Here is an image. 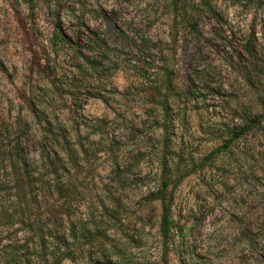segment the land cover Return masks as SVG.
I'll return each mask as SVG.
<instances>
[{
	"label": "rangeland",
	"instance_id": "374dc122",
	"mask_svg": "<svg viewBox=\"0 0 264 264\" xmlns=\"http://www.w3.org/2000/svg\"><path fill=\"white\" fill-rule=\"evenodd\" d=\"M177 1L0 0V264L30 237L7 219L18 145L66 186L61 264H163L165 182L168 264H264V142L213 155L261 109L238 53L264 0Z\"/></svg>",
	"mask_w": 264,
	"mask_h": 264
},
{
	"label": "trees",
	"instance_id": "16d2710c",
	"mask_svg": "<svg viewBox=\"0 0 264 264\" xmlns=\"http://www.w3.org/2000/svg\"><path fill=\"white\" fill-rule=\"evenodd\" d=\"M178 1L175 0L177 5ZM206 11L218 19V14L211 6L210 1H203ZM195 28V23L190 24ZM263 30L260 36L253 29L251 35L243 43L242 53L239 58L246 62L245 76L246 82L251 86L255 95H260L259 104L261 109L259 112L246 114L241 119V123L232 128L231 137L221 145L214 154L227 152L229 144L242 139H252L251 144L264 142V21ZM37 52H33L35 59ZM44 57L36 60L38 67H42ZM45 72L44 69H42ZM253 149V148H252ZM250 149H248V152ZM13 188L16 190L15 204L10 214L7 215L8 220H12L11 224H26V231L30 237L25 239L21 245H8L10 252L5 251L4 264H61L65 259L71 258V245L69 239L73 235L72 228L68 226L67 215L60 210L62 205H58L57 194L66 191L63 182L55 180L57 167L44 158L39 160V164L35 166L33 162L26 156L20 145L13 147ZM253 154V153H252ZM48 167V172L54 174L53 178H45L43 168ZM168 183L165 182L162 187L155 193L154 199H159L162 205V216L160 224V235L162 237L164 259L163 264H168L166 259L168 255V243L172 227L171 220V202L172 197L168 193ZM109 198L107 203L112 208L116 206L115 201ZM108 205H106L108 207ZM106 207V208H107ZM19 208V209H17ZM83 229V228H82ZM6 247V248H7ZM18 248H21V253Z\"/></svg>",
	"mask_w": 264,
	"mask_h": 264
}]
</instances>
